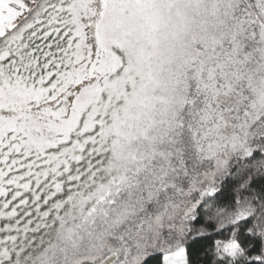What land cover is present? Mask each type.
Here are the masks:
<instances>
[{"label":"snow or ice","instance_id":"obj_1","mask_svg":"<svg viewBox=\"0 0 264 264\" xmlns=\"http://www.w3.org/2000/svg\"><path fill=\"white\" fill-rule=\"evenodd\" d=\"M0 264H264V0H0Z\"/></svg>","mask_w":264,"mask_h":264}]
</instances>
